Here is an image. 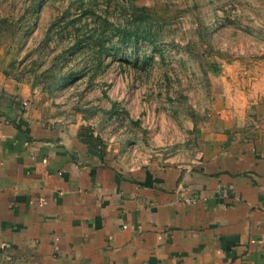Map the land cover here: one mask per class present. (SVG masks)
I'll return each mask as SVG.
<instances>
[{
	"label": "crops",
	"instance_id": "obj_1",
	"mask_svg": "<svg viewBox=\"0 0 264 264\" xmlns=\"http://www.w3.org/2000/svg\"><path fill=\"white\" fill-rule=\"evenodd\" d=\"M8 65L0 264H264V44L207 60L205 105L157 129L142 108L118 135L63 119Z\"/></svg>",
	"mask_w": 264,
	"mask_h": 264
},
{
	"label": "rangeland",
	"instance_id": "obj_2",
	"mask_svg": "<svg viewBox=\"0 0 264 264\" xmlns=\"http://www.w3.org/2000/svg\"><path fill=\"white\" fill-rule=\"evenodd\" d=\"M260 44L264 0H0V64L108 134L205 105L207 60Z\"/></svg>",
	"mask_w": 264,
	"mask_h": 264
},
{
	"label": "trees",
	"instance_id": "obj_3",
	"mask_svg": "<svg viewBox=\"0 0 264 264\" xmlns=\"http://www.w3.org/2000/svg\"><path fill=\"white\" fill-rule=\"evenodd\" d=\"M115 112H116V109H115L114 106H112V108H111V110H110V113L113 114V113H115Z\"/></svg>",
	"mask_w": 264,
	"mask_h": 264
}]
</instances>
